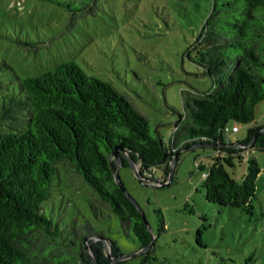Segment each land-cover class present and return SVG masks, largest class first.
<instances>
[{
    "label": "trees",
    "instance_id": "obj_1",
    "mask_svg": "<svg viewBox=\"0 0 264 264\" xmlns=\"http://www.w3.org/2000/svg\"><path fill=\"white\" fill-rule=\"evenodd\" d=\"M94 1L65 5L77 14L75 10H90ZM212 2L195 44V61L212 83L206 90H182L184 114L168 144L127 94L87 73L75 60L18 76L17 92L4 88L0 73V264H95L92 255L99 264H125L126 258L113 260L123 253L98 227L113 213L140 248L151 242L154 234L141 210L116 182L117 146L125 149L120 151L122 165L130 164L131 157L139 165V180L157 183L168 179L176 153L178 162L182 151L194 149L191 144L212 143L210 160L198 163L205 170L206 198L221 206L250 204L260 172L257 160L249 159L241 180L228 168L249 147L264 151V124L249 127L246 137L235 143L224 126L230 119L252 121L256 103L264 99V0ZM69 170L96 194L99 205L87 199L92 220L65 193ZM156 211L162 230L163 212ZM153 250L151 246L141 253V264H149Z\"/></svg>",
    "mask_w": 264,
    "mask_h": 264
},
{
    "label": "rangeland",
    "instance_id": "obj_2",
    "mask_svg": "<svg viewBox=\"0 0 264 264\" xmlns=\"http://www.w3.org/2000/svg\"><path fill=\"white\" fill-rule=\"evenodd\" d=\"M74 1L0 0L4 88L17 92L18 76L75 60L87 73L127 94L168 144L179 115L184 114L182 90H206L212 83L195 61L196 39L212 10V0H95L90 10L73 14L65 4ZM263 124L264 99L256 103L252 121L227 122L230 128L239 127L229 131V139L240 141L249 127ZM213 153V147L201 145L182 151L175 179L165 186L142 183L131 164L120 166L122 182L154 234L149 264H264V151L249 147L228 168L241 180L250 158L260 166L256 195L245 207L221 206L206 198L205 170L198 163H207ZM66 172L65 193L74 196L79 213L92 220L88 200L99 205L96 194L76 172ZM154 172L162 175L160 169ZM157 208L164 216L162 230ZM98 227L128 254L125 264H141L137 240L122 230L114 213L98 222Z\"/></svg>",
    "mask_w": 264,
    "mask_h": 264
},
{
    "label": "water",
    "instance_id": "obj_3",
    "mask_svg": "<svg viewBox=\"0 0 264 264\" xmlns=\"http://www.w3.org/2000/svg\"><path fill=\"white\" fill-rule=\"evenodd\" d=\"M200 145L202 146L201 143H196V144H191L190 146H194L195 147V146H200ZM206 145L207 146H211L213 144L212 143H209V144L207 143ZM234 145H236V144H234ZM185 148L186 147H183L180 150H183ZM124 150L125 149L123 147L117 146L116 149H115V151H114V154H113V156L115 157V160H116V164H117V167L116 168L114 167L115 179H116V182L119 184V186L122 188V190L131 198V200L141 210V212L143 214V217H144V220H145V222H146L149 230L151 231L149 222H148V220L146 218V215H145L143 209L141 208V206L139 205V203L137 202V200L133 197V195L125 187L124 183L122 182L121 176L119 174L120 166H122V159H121L120 151H124ZM176 162H177V153L175 154V159H173V161H172V166H171V169H170V173H169L168 179L165 180L164 182H157V183H152V184L155 185V186H165V185H168L172 181V179H173V172H174V168H175ZM129 163L135 169L137 177L139 179H142V174H141V172L139 170V165L137 163H135V161L131 157H129ZM104 243H105V248H106L107 254L110 256L111 246H110V244L107 243L106 240L104 241ZM154 243H155V238L153 237V239L151 240V242L146 247L140 248V250L137 253L138 254H141L143 251H145L148 248H150L151 246H153ZM86 248L90 252L91 249H90V245L89 244L86 245ZM127 257H128V254H122V255L113 257V260L116 261V260H120V259H125ZM92 260L94 261L95 264H99V262L95 259V257L93 255H92Z\"/></svg>",
    "mask_w": 264,
    "mask_h": 264
},
{
    "label": "built area",
    "instance_id": "obj_4",
    "mask_svg": "<svg viewBox=\"0 0 264 264\" xmlns=\"http://www.w3.org/2000/svg\"><path fill=\"white\" fill-rule=\"evenodd\" d=\"M239 129V127L237 126V125H234V126H232V128H230L227 124L224 126V132H225V134L227 135V138L229 139V131L231 130V131H236V130H238Z\"/></svg>",
    "mask_w": 264,
    "mask_h": 264
}]
</instances>
